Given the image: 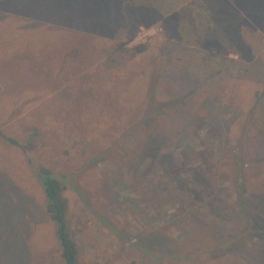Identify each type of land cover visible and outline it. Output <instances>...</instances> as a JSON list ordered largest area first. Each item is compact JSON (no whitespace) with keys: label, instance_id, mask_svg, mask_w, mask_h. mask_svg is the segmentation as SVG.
<instances>
[{"label":"rangeland","instance_id":"1","mask_svg":"<svg viewBox=\"0 0 264 264\" xmlns=\"http://www.w3.org/2000/svg\"><path fill=\"white\" fill-rule=\"evenodd\" d=\"M0 129V264H64L41 170L78 264H264V0H0Z\"/></svg>","mask_w":264,"mask_h":264},{"label":"trees","instance_id":"2","mask_svg":"<svg viewBox=\"0 0 264 264\" xmlns=\"http://www.w3.org/2000/svg\"><path fill=\"white\" fill-rule=\"evenodd\" d=\"M214 32L217 33L216 28H214ZM145 50L144 46H138L135 51L140 53ZM151 93V100L154 99V92L153 90L150 91ZM172 101L161 103L159 108L169 106ZM160 104V103H159ZM174 109V108H173ZM0 138L9 141L12 144H16L17 142L11 138H7L2 130L0 129ZM157 138L156 135H149L148 140L145 143V148L148 147L149 143L153 139ZM243 167V164H241ZM241 170V169H240ZM41 185L43 186V191L45 195V209L48 213L50 219L53 221L55 225V233L56 238L60 248V257L64 264H78V251L77 248L72 241L70 234L68 232V226L66 222V216L68 211V200L64 196L65 190V183L62 176L57 177L52 171L49 170H41L38 172ZM239 179L241 180L240 173ZM244 190V187L241 186ZM242 190V192H243ZM244 200L241 199V208L243 211L244 209ZM12 264V263H11ZM15 264V263H13Z\"/></svg>","mask_w":264,"mask_h":264}]
</instances>
